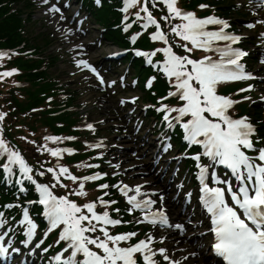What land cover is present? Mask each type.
<instances>
[{
    "label": "snow or ice",
    "instance_id": "6c2138e0",
    "mask_svg": "<svg viewBox=\"0 0 264 264\" xmlns=\"http://www.w3.org/2000/svg\"><path fill=\"white\" fill-rule=\"evenodd\" d=\"M44 2L48 3V0H44ZM150 2L154 7L157 2L166 5L169 15L162 17L164 21L170 19L182 21V23L173 25L171 31L184 42L179 46L186 52L191 53L194 48L207 52L214 51L219 54V59L205 56L197 60L187 55L177 54L169 44L167 35L160 30V24L149 10L148 4ZM260 2L264 4V0H260ZM137 3L138 0H126L127 6L124 10L127 11L128 8ZM177 5L178 0H144V6L141 9L147 14V23L144 28L147 29L150 25H155L158 30L150 38L153 41H163L169 46L156 49L151 53L138 52L137 55L148 57L149 64L152 63L151 58L156 55V52H162L166 56L165 63L157 67L167 76L170 86L175 91H170L166 97L161 98L159 102L161 107L157 111L165 113L163 120L167 122L169 128L175 126L173 121L180 125L189 147L199 145L202 148L201 153L190 158L197 162V179L200 182L202 193L201 201L207 213L210 214L213 225L211 231L215 235L213 245L215 252L223 257L227 264H264V147L256 148L255 145L259 141L254 142L253 137L256 136L257 129L249 121V117L234 118L229 114L230 109L241 101L218 94V88L222 84L256 78L251 73L246 72L245 66L241 63L242 58L248 53L232 47V44L241 41L242 37L225 31L230 26L226 20L215 16L198 18L194 12H184ZM200 7L208 6L201 5ZM50 11L60 13L61 9L52 6ZM60 18L65 19L62 13ZM138 18L142 17H139L138 14ZM258 22L264 23V21ZM209 25L222 27L218 31H208L206 29ZM248 27H255V25L249 24ZM218 41L231 43L223 48L213 47L214 42ZM189 44L192 47H189ZM5 55L6 53L0 52V58ZM81 65L99 77L100 74L87 60L78 61V66ZM14 72L15 70L0 73V77L11 76ZM100 83L104 84L102 77H100ZM151 86L152 80L147 84V87L150 88ZM251 90L252 86H249V88L240 91ZM170 97H178L182 101V105L169 107L164 104L163 101ZM245 99H250V97H245ZM132 103H135V98H133ZM173 113L177 115L173 116ZM4 115L0 113V120L4 118ZM87 127L92 128V125ZM45 139L52 142L61 140V138L54 136H47ZM167 139V137H162L163 141H167ZM101 146L102 142L93 147L100 148ZM171 147L170 143H164V151H168ZM47 150L54 157H61L64 152H72L71 149L61 148ZM250 152L254 154H248ZM4 155H7V162L3 168L8 173L9 178L14 174L13 166L19 168L20 178L16 180V183L21 185L19 191H27L23 186L25 181L31 182L35 186L38 199L30 203L43 206V216L48 223L45 237L48 233L60 229L58 242H65L66 247L54 257L58 264H138L136 259L138 253L142 257L143 264H157L154 259L157 251L151 247V243L154 242L151 233L148 234L146 240H140L128 247H121V242L130 241L137 233L111 235L108 226L120 225L122 221L113 219L107 210L102 214L97 213L95 211L97 208L96 201L81 206L70 200L67 195L57 196L53 192L57 184L60 187H67V185L60 183L61 175H66V178L76 182L77 180L96 181L102 179L107 173L98 172L94 175L78 178L72 175L67 167H59V174H57L56 169L49 167L46 172L53 174L57 184H42L38 183L32 176L33 168L29 166L25 158L18 151L11 149L3 139H0V157ZM202 156L208 158L209 164L201 163ZM84 166L99 167V165L92 164ZM112 166L115 169L120 167L119 164ZM215 166L226 168L231 177L235 178L236 184H233L232 179H222L217 175ZM78 167L80 166L78 165ZM210 168L212 169L211 173H209ZM116 174L118 173H114V175ZM38 175L44 176L45 172H39ZM209 175H211L214 186H210L208 183ZM99 187L100 189H107L109 185L102 184ZM113 187L118 188L126 197L127 203L130 205L129 214L136 210L143 214L136 221L137 224L148 223L154 227L158 225L162 228H175L181 234L185 232L183 224L170 223L167 210L163 207L164 196L162 194L142 191L144 185L130 187L121 182ZM84 189L85 184L81 182L79 183V190L70 193V195L86 196L87 192ZM129 193L134 194L129 195ZM157 195H159L160 207L155 208L157 200L152 199V197ZM188 195L191 196V193ZM141 197L144 198L141 199ZM98 201L106 208L117 203V201H106L103 197H99ZM7 207H12V205H7ZM116 211L119 212V209ZM3 217L4 213L0 212V228L7 224V220ZM19 223L27 226L25 234L27 242L30 243L36 235L38 225L30 216L27 207L23 209V216ZM97 231L103 234V238L87 235ZM6 235V232L0 233V254L8 251V248L4 246ZM164 239L161 238L160 243H163ZM43 242V240L40 241L41 244ZM90 245L101 251H94ZM36 246L39 247V244ZM166 252L167 250L164 248L158 250L159 255L163 256L164 260L169 261V264H182L181 261L170 260ZM66 253L70 254L65 256ZM78 256H82L83 259H78Z\"/></svg>",
    "mask_w": 264,
    "mask_h": 264
},
{
    "label": "trees",
    "instance_id": "16d2710c",
    "mask_svg": "<svg viewBox=\"0 0 264 264\" xmlns=\"http://www.w3.org/2000/svg\"><path fill=\"white\" fill-rule=\"evenodd\" d=\"M202 1L218 6L219 11L224 15L235 16L238 20L235 25L240 23L243 17H246L243 13H234L233 0H189L187 6L193 8L197 3ZM104 3L105 5L101 10H95L92 13L96 23L104 27L105 37L108 41L114 42L121 47H127L128 43L122 41L120 32L111 28L115 22H118L119 14L115 13L106 1ZM89 6L92 7L93 4L90 2ZM33 15L34 11L31 5L24 0H0V46L16 47L25 43L28 48L36 49L39 57L34 60H17V64L26 71L24 78L31 85V89L27 93L29 97L25 100L26 102L22 101L19 104V112H25L34 105L40 104L43 101L40 94L48 93L55 86V83L51 80L52 76L49 70L56 66L58 58L53 52L48 55L46 54L49 51L51 43L48 34L46 32L30 30L34 24ZM140 45L148 47L146 40H143ZM46 59L50 61V64L46 66L45 70H41L43 63H46ZM135 67L138 74H140L143 70L141 62L136 61ZM165 88L166 86L161 81L156 87L159 94H163ZM260 111L261 108L257 105L252 108L250 113L254 118H261ZM260 132L264 134V126L261 127Z\"/></svg>",
    "mask_w": 264,
    "mask_h": 264
},
{
    "label": "rangeland",
    "instance_id": "374dc122",
    "mask_svg": "<svg viewBox=\"0 0 264 264\" xmlns=\"http://www.w3.org/2000/svg\"><path fill=\"white\" fill-rule=\"evenodd\" d=\"M36 18H37V22L35 24L32 25L30 30H34L36 32H50V38L52 39V45L54 46V42H55V38H53L51 36V30L48 29V24L43 21L44 19L41 17V13L37 11L36 14ZM233 20V19H232ZM109 45H105V47L103 48H98L97 50V54H95L96 60H100L101 58L98 57V55H100L104 49H107ZM51 49V48H50ZM50 51V50H49ZM255 69H257L258 67L255 65L254 67ZM70 68L68 67V64L66 61L62 60L60 61L56 66L52 67L50 70V74L53 75L54 77H58L62 80H65V82H67L68 85H71L74 89L78 90V91H82V90H86L83 89L82 86H78L77 87V82H79V80L77 78L74 77H69L68 72H69ZM76 84V85H75ZM230 87H236V85H230ZM88 91L87 93H84V96L81 98L79 97L77 104L82 101V103H87L86 100L88 101H93L95 100V93L93 91ZM85 91V92H86ZM83 93H79V95H82ZM110 108V111L113 108V101H108L105 104L104 108H91V113L93 115V119L94 120H99L101 119V117L103 118H107L106 120V125H104V132L105 129H110L111 125H112V120L110 116L106 117V114H108V109ZM49 124H50V129L52 133L58 134L59 136H63L67 133H71L70 127L73 125H77L78 124V117L75 116L72 113H66L62 116H58L55 118H50L49 119ZM73 129V128H71ZM147 130L144 131V133H146ZM126 147L131 148L132 146H134L133 142H129L124 144ZM76 159V158H75ZM207 256H209V254H206Z\"/></svg>",
    "mask_w": 264,
    "mask_h": 264
}]
</instances>
